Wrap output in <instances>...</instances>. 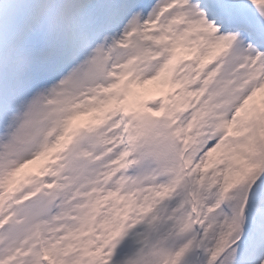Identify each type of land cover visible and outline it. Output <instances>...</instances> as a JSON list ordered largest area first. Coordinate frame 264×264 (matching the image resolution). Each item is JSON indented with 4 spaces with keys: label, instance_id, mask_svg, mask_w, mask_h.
Returning a JSON list of instances; mask_svg holds the SVG:
<instances>
[{
    "label": "snow or ice",
    "instance_id": "snow-or-ice-1",
    "mask_svg": "<svg viewBox=\"0 0 264 264\" xmlns=\"http://www.w3.org/2000/svg\"><path fill=\"white\" fill-rule=\"evenodd\" d=\"M0 264H264V0H0Z\"/></svg>",
    "mask_w": 264,
    "mask_h": 264
}]
</instances>
